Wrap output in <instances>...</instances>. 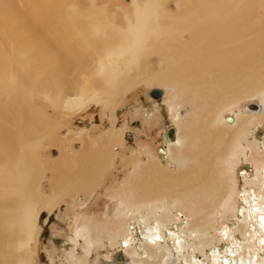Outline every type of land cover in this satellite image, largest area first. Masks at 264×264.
<instances>
[{
	"label": "bare ground",
	"instance_id": "1",
	"mask_svg": "<svg viewBox=\"0 0 264 264\" xmlns=\"http://www.w3.org/2000/svg\"><path fill=\"white\" fill-rule=\"evenodd\" d=\"M19 1L21 5L15 0H0V30L4 31V39L0 37V256L10 254L15 247L27 250L39 211L50 212L61 195L57 190L51 200L43 202L36 192L42 175L40 149L47 140V135H37L50 126L45 118L49 113L39 105L40 96L53 109L80 107L93 97L99 102L103 96L112 107L108 98L119 88L128 91L133 86L135 78H125L128 73L138 76L141 65L142 71L150 70L153 65L148 66L149 62L158 57V71L144 83L168 91L164 96L169 98L173 127L165 130L156 159L146 152L145 168L136 177L131 176L124 190L114 196L125 208L144 207L151 220L147 223L141 219L142 226L137 229L129 227L131 224L125 226L123 221L121 230L117 229L120 238L113 247L124 253L122 264H264V154H260L264 135L256 138L250 130L252 125L257 130L259 123L255 120L264 116V0H130V8H121L122 16L116 21L111 17L117 10L99 5L77 9L76 0ZM167 2L175 8H165ZM243 63L249 64L250 70L240 79L248 94L258 91L261 104L246 105L245 116L231 112L225 125L233 130L230 135L215 125L216 102L207 99L210 89L197 92L198 102L188 99L196 95L191 89L194 83L203 90L207 76L235 77ZM254 80H261L260 90ZM251 82L253 85H249ZM180 102L193 107L194 113L185 122H179L172 112ZM105 114L110 121L115 120V116ZM123 132L112 124L103 135L94 137L96 144L100 142L99 149L86 146L81 190L96 183L111 165ZM47 141L53 146L59 139ZM235 159L240 165H251L254 171L253 175L241 174L239 207L230 205L228 194L234 192L230 172ZM189 160L193 161V171L187 168ZM161 161L179 173L168 174ZM53 162L46 169L51 171V188L59 189L76 172L68 168V153L63 152ZM182 179L195 189L185 187ZM179 187L184 192L172 202L189 210L193 220L146 206L153 202L148 201V190L158 194ZM190 201L199 202L200 208H193ZM37 205H42L40 210ZM136 210H125L123 215L131 221ZM228 210L235 228L227 224L211 233L214 213L223 215ZM90 222L76 226L71 233L64 231L72 246L74 264L86 260L74 252L81 237L84 244H91L87 236L92 231L99 243L102 228H92ZM116 236L113 233L111 240ZM13 239L17 241L13 243ZM109 255L106 251L104 258ZM27 263L28 259L0 262Z\"/></svg>",
	"mask_w": 264,
	"mask_h": 264
},
{
	"label": "rangeland",
	"instance_id": "2",
	"mask_svg": "<svg viewBox=\"0 0 264 264\" xmlns=\"http://www.w3.org/2000/svg\"><path fill=\"white\" fill-rule=\"evenodd\" d=\"M76 1L77 9L89 8L94 5V7H96V5H99L101 8L117 10V12L114 13V17H111L114 21L120 20L122 16V12H120L121 8H130V0ZM156 1L157 3H160V0ZM15 2L21 5L19 0H15ZM167 7L175 8L168 2L165 8ZM80 14H82V12H80ZM3 35L4 31L0 30V37H2V40L4 39ZM251 37L252 36H250V38ZM246 40H248V38L240 40L237 43L239 44ZM6 49H8L7 45ZM157 60L158 57H153L151 59L148 66H153L150 70L142 71L143 66L141 65L138 69V72L140 73L138 76L134 75V72L132 71L128 73V76L125 78H135V80L133 79L132 81L133 86L129 87L130 89L128 91H122L121 88H119L113 97L108 98V102L112 103V107L107 106L106 97L104 96L101 97L102 100L99 102H97L96 98L93 96H88V99L91 97L93 98L90 99V101H86L85 105L83 104L80 107H74L75 109H63L61 106L57 109H53L50 103L45 100L43 96H40L41 103L39 105L43 106L44 111L49 113V116L46 115L45 118L51 123L49 122L50 126L42 128L37 136L47 135V140L54 137L56 139L58 138L59 142L56 141L54 142L55 145L49 146L48 141L45 140L40 149L42 175L40 173L38 189L36 192L41 195V201L43 202H45V200H51L54 194L53 192H56L57 190H61V195L52 204L54 207L50 212L49 209L40 210L42 205H37V209L40 211L37 216L33 239L29 243L27 249L28 252L26 247H24L23 250L15 247L11 249L12 252L10 254L0 256L1 263L8 261L17 263L21 259L25 262L28 259L27 264H74L71 254L72 246L64 231L67 230L68 233H71L76 226L79 228L81 224L88 220L92 221L89 223V226H92L93 228L99 225L101 226L102 231L98 237L99 243L96 242L97 239L95 240V238L97 236L92 231L87 236V239L90 240L91 244H84V239L82 237L77 241L79 247L74 251L75 255H77V257H86V260L82 262V264H122L123 261H125L126 257L124 253L120 252L118 248L116 249V246L113 247L115 240L120 238L117 229L121 230L120 227L122 226L123 221H125V226L131 224L129 227L137 229L139 226H142L141 219L147 220V223H150L151 218L146 216L147 211L144 207H134L133 205H129L125 208L124 204L123 206L119 205L120 200L118 197L114 196H117V194L119 195V193L124 190L123 185L126 184V181L131 176L136 177L137 174H140V171L145 168L144 158L146 152H149L150 155L156 159L158 156L156 150L161 147V141L164 139L165 130L170 126L173 127L168 114L167 101L169 98L167 95L164 96L165 92L168 93V91H166L164 87L156 84L149 85L144 83L146 77L150 76L151 73H156L158 71L159 66L157 65ZM243 64L245 65L235 73V77L230 76L227 79H220L216 75L211 76V78L210 76H207L205 80L207 83L204 84L206 88L203 90H200L198 88L199 86L196 87V83H194L191 89L196 95L193 98L188 99L192 102H198L200 101V98L197 92L210 89L211 94L207 99L216 102L214 105V111L217 113L215 125L216 127L223 128L226 132L228 131L227 133L230 135L233 130L225 127V125L229 124L226 119H231V117H229V115H231L230 113L236 112L241 116H245L248 113L245 109L246 105L247 107H253V105L254 107H257L256 104L259 106L261 104V95H259L258 91H255L256 93L254 92V95L248 94L245 85L240 79L243 73H247L250 70L249 64ZM251 83L249 85H253V83ZM254 84L259 86L257 90L261 89V80H254ZM154 89L162 90V96L160 98L151 97L150 93ZM236 94L238 95L237 99H233ZM191 107V104L188 102L185 104L180 102L179 105H177L175 112H172L173 114L176 113V115H178L179 122H185L189 118V114L192 112L194 113L192 110L193 107ZM107 112L111 116H115V120L112 119V121H110L107 119L105 114ZM255 122L259 123L258 129L256 130L257 126L253 128L252 125L250 130L254 132L253 135H256V138H260L264 135V116L258 117ZM112 124L115 130L121 129L124 132L122 137L119 138L117 148H114L113 150L114 157L112 158L111 165L106 169L102 176L98 178L99 180H97L96 183L88 185L85 190H81L80 188L85 183L81 177V174L83 173L82 167L87 166L83 165L82 162V158L86 152V146L99 149L100 146L98 145L100 142L96 144L94 137L101 136V134L103 135L107 129H111ZM87 126H89V128L85 129L84 127ZM251 131L249 132V135L251 134ZM249 135L246 136V139L251 141ZM63 152L70 155L68 168L73 172H76V174L71 177L68 184L63 185L59 189H52L51 171L46 168L54 163V160L57 161ZM261 153L264 154V148L260 149V154ZM235 162L236 163L230 172V176L235 183L234 192H228V194L231 202L230 205L239 207L237 197L239 198L244 177L241 174L246 172L247 174L253 175L254 171L249 164L244 166L240 165L241 162L236 159ZM157 164L159 167L160 164L165 167L164 171H168V174L175 175L179 173L175 167L171 168L164 162L162 163V161L160 164L159 162ZM189 167H191L193 171L194 166L192 160L187 162V168ZM182 181L186 183L185 187H188L191 190L195 189L193 185H187L185 179H182ZM229 185L232 187L233 183L230 181ZM148 191V201L153 202L146 206H157L161 208L159 211L164 209L168 210L174 215V217H177L179 216L178 214H180V216L190 217L189 220H193L189 210L182 209L172 202L174 197L179 196L184 192V188L179 187L172 191H162L158 194H152L151 190ZM252 191L256 193L257 189L252 188ZM190 204L196 209L201 206L197 201H190ZM131 208H137V210L133 212L131 215L133 218L129 221L127 217L123 215V211ZM43 214H46V217L41 219ZM231 223L230 210L223 215L214 213L212 216V225H214V229L211 233H214V230L217 231L227 224L234 229L235 226L231 225ZM113 233H116L117 236L114 240H111ZM15 241H17V239H13V243ZM103 242L104 246H100ZM196 245H198L197 242ZM103 247L107 252L111 253V256L109 255L107 259L104 258L106 251H104ZM108 247H112L113 250H109Z\"/></svg>",
	"mask_w": 264,
	"mask_h": 264
},
{
	"label": "water",
	"instance_id": "3",
	"mask_svg": "<svg viewBox=\"0 0 264 264\" xmlns=\"http://www.w3.org/2000/svg\"><path fill=\"white\" fill-rule=\"evenodd\" d=\"M150 95H151L152 98H160L162 96V90H160V89H154V90L151 91ZM172 134L173 133H172V129H171L170 130V136H172ZM45 217H46V214H43L41 216V219H44Z\"/></svg>",
	"mask_w": 264,
	"mask_h": 264
}]
</instances>
